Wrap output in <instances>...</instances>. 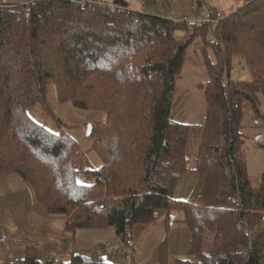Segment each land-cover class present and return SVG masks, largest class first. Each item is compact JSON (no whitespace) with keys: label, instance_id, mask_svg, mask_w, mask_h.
<instances>
[{"label":"trees","instance_id":"1","mask_svg":"<svg viewBox=\"0 0 264 264\" xmlns=\"http://www.w3.org/2000/svg\"><path fill=\"white\" fill-rule=\"evenodd\" d=\"M245 2L212 32L203 26L192 34L171 18L108 0L0 4V173L30 183L49 215L66 218L68 231L112 227L134 251L137 225L165 226L179 210L190 241L174 264H264V179L255 189L237 156L243 104L259 120L264 97V0ZM198 37L208 75L202 126L172 117L176 78ZM239 62L252 81L232 79ZM51 87L58 103L106 116L94 129L99 167H77L86 158L79 142L30 116L36 105L54 115ZM193 133L201 140L190 168ZM190 171L199 175L197 189L179 201L175 189ZM103 247L76 254L71 264H114Z\"/></svg>","mask_w":264,"mask_h":264},{"label":"rangeland","instance_id":"2","mask_svg":"<svg viewBox=\"0 0 264 264\" xmlns=\"http://www.w3.org/2000/svg\"><path fill=\"white\" fill-rule=\"evenodd\" d=\"M2 1L8 2L7 4H13L14 2L21 3L24 0ZM117 1L119 0H108V2L111 3H116ZM125 1H128L132 6L135 4L136 7H139L140 10L138 11L168 18L171 14H180V11L184 9L186 3V0ZM171 2L175 4L171 5ZM178 4L180 5L179 7ZM228 13L230 12L225 11V14ZM185 34L183 30H178L176 32L179 38H183ZM203 47L204 43L200 37L196 38L192 45H190L188 52L191 55V60L197 61L195 62L196 64H198L200 60V65L199 67L193 66L188 63V61L186 62L176 78L172 104V116L176 121L196 124L198 126L205 124L207 114L204 90L208 82V75L203 59ZM194 51H197V53H194ZM232 79L252 81L253 76L247 65L244 63L242 67L239 62V64H235L232 72ZM55 95V89L51 87L49 90V99L51 100L54 115L45 114L40 107L36 105L29 110L30 116L32 119L54 132L65 131L69 133V135L79 142L80 152L82 153L83 151L86 158L84 159L83 155V161L79 159L77 161V167L81 165L90 169L99 167L101 160L93 147V139L95 137L94 129L97 125L96 123L99 120H105L106 116L102 112L79 111L70 103L60 104L55 100ZM259 105L261 116L258 120L251 106L246 103L243 104L242 133L244 142L237 149V156L246 164L249 180L255 189H259L262 186L264 179L263 96H260ZM90 124L93 126V134L87 136V130ZM200 140V135L195 133L191 134L189 138L187 158L190 168L195 167ZM88 177L87 175L84 176V178ZM196 189L197 187H195L194 191H196ZM40 207L43 210L45 209L44 204L39 202L35 189L30 183L24 181L17 172L0 173V228H4L7 232L11 233L12 231H21L22 227L23 231H21V237H26L25 239L16 238L23 240V242L19 243L15 241L16 239L13 240L16 244H23L20 245L21 248H23L21 250L22 252L17 251L16 254L12 255L8 251V255L4 256L1 251H7V249L0 247V264H9V261L14 258H18V264H50L51 262V264H57L59 262L61 264H71L73 257L77 253H83L78 252L76 248L89 245V243H91L89 248H92L96 244L100 245L98 242L99 240L96 237L93 238L87 229L77 230V232L68 231L65 217L61 215H49L46 211L39 210ZM165 214L164 211H161L159 217L161 218ZM112 235L111 239H114L113 242L115 243V232L112 233ZM106 241L109 242V239L106 238ZM205 242L207 247L206 250H208L210 247V237H207ZM134 243H136L135 240ZM16 244H13V246H16ZM118 249L121 251L123 248L119 247ZM127 249L130 248L124 247L123 252ZM28 250H33L34 252L29 255ZM100 250L105 252L107 249L103 247V249ZM135 251H137L136 248L134 251L130 249L131 259L127 264H134L133 255ZM138 251L141 254V258L146 251L145 244L140 247ZM31 256L34 258V261L33 259L25 261ZM152 256L153 253H150L146 261L137 262V264H148L151 262ZM183 258H186V255L183 256ZM161 259L162 255L160 256V260ZM105 260L108 261L109 258L106 256ZM160 264H165L163 259Z\"/></svg>","mask_w":264,"mask_h":264},{"label":"crops","instance_id":"3","mask_svg":"<svg viewBox=\"0 0 264 264\" xmlns=\"http://www.w3.org/2000/svg\"><path fill=\"white\" fill-rule=\"evenodd\" d=\"M28 0H24L21 3H13V4H23L26 3ZM6 3L2 0H0V4ZM8 3V2H7ZM119 4H127L128 7L131 9L134 8V10L138 11L140 10L139 7L132 6L128 1L125 0H119L117 1ZM174 5V2H171V5ZM197 7L198 14L202 15L205 13L206 10H217L219 12H222L224 15L232 14L233 12L237 11L239 8L243 7L245 5V0H227L223 1L221 0H186L185 7L180 11V14H171L169 18L172 19L174 16H186L191 13V9L193 6ZM180 5L178 4V7ZM225 11H229L230 13L225 14ZM143 12V11H140ZM171 12V11H169ZM157 16V15H156ZM197 56V55H196ZM198 58V56H197ZM199 60V58H198ZM195 60H189L188 63L192 64L193 66L200 65L199 63L196 64ZM173 117V116H172ZM174 119V117H173ZM175 120V119H174ZM182 123V122H180ZM184 123V122H183ZM190 124V123H188ZM199 181V175L198 173L194 171H190L185 173L182 178L180 179L175 192H174V198L179 201H188L191 199L194 189ZM40 202V201H39ZM41 203V202H40ZM44 210L40 207L39 210L46 211V207L44 206ZM181 213V214H180ZM48 214V213H47ZM53 216V215H52ZM60 216V215H57ZM62 216V215H61ZM64 217V216H63ZM164 217V216H163ZM112 227L106 228V229H87L89 233H91V236L94 238L96 237L99 241L100 245H95L92 248H89V245L82 246L81 248H76L78 252H86L91 249H94L98 246L104 245V247L107 249L104 253V257H108V262L114 263V264H121L124 263V257L122 255L124 245L121 244L120 239L116 235V241L113 242L114 239L112 238L113 230ZM84 230V229H81ZM21 231H23L21 227ZM21 231H12L11 233L7 232L4 228H0V236L3 234L8 235L11 239H25L26 237H21ZM99 231V232H97ZM77 232V231H75ZM82 232V231H81ZM97 234V235H96ZM96 235V236H95ZM109 237V238H108ZM133 237L136 241L135 248L137 251H135L133 255V261L134 264H137V262H143L146 261L147 257L150 255V253H153V256L151 257V262L148 264H160L161 260H164L165 264H174V259L176 257H183L185 256L186 250L189 245L190 241V231L186 224L185 215L182 211L179 210H173L169 213V220L168 223L165 226H157V225H137L134 228L133 231ZM105 238V239H104ZM106 238L109 239V242L106 241ZM107 242V243H104ZM12 247L15 248L17 251H21L23 248H21L20 245L23 244H16V246ZM145 244V253L140 258V252L138 249L142 247ZM119 247L123 248L121 251L118 249ZM117 248V249H116ZM4 250V249H3ZM4 256L8 255V251H1ZM22 252V251H21ZM79 254V253H77ZM162 255V259L160 260V256ZM121 259H120V258ZM139 259V260H138ZM138 260V261H137ZM10 264V261H9Z\"/></svg>","mask_w":264,"mask_h":264},{"label":"built area","instance_id":"4","mask_svg":"<svg viewBox=\"0 0 264 264\" xmlns=\"http://www.w3.org/2000/svg\"><path fill=\"white\" fill-rule=\"evenodd\" d=\"M37 0H28L26 2L27 5H35ZM225 18L224 14L219 11H211L206 10L205 13L202 15L198 14L197 7L194 5L191 9V13L186 16H174L172 17V20L176 23H180L186 26L187 31L189 34H192L197 28L208 26L213 31V27L216 24H219L223 21ZM209 42L211 44L216 42V39L214 36H211L209 39ZM240 65L243 67L244 63H240ZM225 82H227L226 78L224 79ZM92 181V178L88 177L84 179V182L90 183ZM249 236V234H247ZM16 242H23V240L16 239ZM13 243V239H11L8 235L3 234L0 237V247L7 249L12 255L16 254L17 250L13 248L11 245ZM124 257V264H127V262L131 259L130 251L127 249L125 252L122 253ZM10 264H18V258H14L10 260Z\"/></svg>","mask_w":264,"mask_h":264},{"label":"water","instance_id":"5","mask_svg":"<svg viewBox=\"0 0 264 264\" xmlns=\"http://www.w3.org/2000/svg\"><path fill=\"white\" fill-rule=\"evenodd\" d=\"M92 131H93V126L90 124V125L88 126L87 136H91Z\"/></svg>","mask_w":264,"mask_h":264}]
</instances>
